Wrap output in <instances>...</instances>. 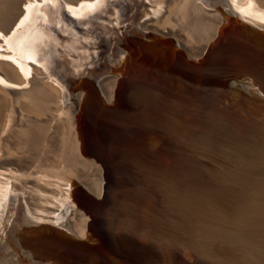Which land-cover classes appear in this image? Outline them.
<instances>
[{
  "label": "water",
  "instance_id": "water-1",
  "mask_svg": "<svg viewBox=\"0 0 264 264\" xmlns=\"http://www.w3.org/2000/svg\"><path fill=\"white\" fill-rule=\"evenodd\" d=\"M43 1L35 0L32 4H41ZM49 1L46 3L52 6L53 2ZM133 1L88 0L78 5L66 2L60 4L61 11L65 13L60 14L63 23L72 25L73 35L69 39L78 43V47L72 50L90 64L100 63L97 55L103 53H110L112 61L109 72L113 73L116 81L110 101L94 100L93 104L84 86L74 87V83L69 85L74 100L75 94L82 95L75 100L77 131L80 130L79 136L83 142L81 153L103 168L104 181L99 193L90 191L78 180H73L71 186L72 191L73 187L75 191H68L66 198L74 205L72 207L86 217L83 236L74 234L61 224L52 227L47 225L49 222L25 214L23 209H19L22 203L19 193L11 192L8 200L14 197L17 202L11 207L8 205L10 202L6 201L5 209L0 211V264H67L82 255L107 256L116 264H139L133 254L148 256L142 247L152 237L160 248L163 244L171 249L176 246L174 255L176 252L187 264H220L219 261L224 264H264L262 99L258 97L256 103L254 100L251 103L238 101L245 109H252L250 115L245 117L235 112L238 117L236 120L243 121V128L248 129L251 124L261 127L254 142L241 151L242 159L208 161L205 156L203 160L207 161V165H203L197 161L200 160L199 154L188 145L186 131L188 127L195 128L199 122H203V117L208 114L219 119L234 120L228 110L235 106L229 94L232 87L241 88L246 83L251 84L264 100V25L245 17L229 1L199 0L221 12L222 21L204 51L192 57L176 43L173 36L138 29L134 25V18L125 23L120 18L121 8L129 3L138 9L139 14L142 13L140 19L148 13V0ZM53 14L59 19L58 12L53 11ZM29 21L26 20L16 32V48L17 39L31 28L26 25ZM93 23L96 24L94 29L91 26ZM90 28L100 32L97 45L90 41ZM57 36L59 41L64 42L60 34ZM136 38L140 43L135 42ZM252 38L258 41L261 54L252 55L248 49V40ZM39 52L46 53L45 50ZM39 61L31 62L42 67L44 62L42 59ZM153 72L172 85L176 97L168 90L165 103L162 104L161 101L154 103L146 100L150 91L146 94L145 91L144 96H134L137 85L144 78L152 80ZM71 73L74 78L75 71ZM169 91L171 95H167ZM132 99L142 106H137L135 111L138 115L131 117L132 125L138 126L133 129L134 133L141 131L146 134V141L155 134L156 140L147 142L140 153L137 147L107 143L100 131L107 123L106 119L115 118L116 112L125 109ZM251 105L255 108H251ZM150 110L156 111V115H151ZM124 111L129 112L126 109ZM92 112L94 116H100L99 125L92 123L89 116ZM139 115L142 118L138 119ZM156 118H168L175 123L163 127L155 121ZM218 136L217 133L220 151L226 143L220 141ZM233 137L236 139L238 136H229ZM141 156L157 160L154 163L151 160L143 166L157 168L164 182L171 183L169 188L162 186L163 189L159 191L141 180L138 170L132 168V161ZM127 169L136 171L129 174L132 176L129 182L134 189L130 191L127 187V191H121L119 185L127 178ZM188 182L203 184L196 191L202 192L201 196L196 199H190L185 194V198L174 197L177 188L181 191ZM161 201L168 208H163ZM213 203H218L219 207ZM208 207L214 208L213 212ZM148 218H152V224ZM155 227L162 231L155 234ZM49 237L53 248H50L52 245L46 247L48 243H44V239ZM180 246H184L187 251ZM112 248L119 250L122 255ZM54 251L56 256L49 257ZM168 257L162 254L163 264Z\"/></svg>",
  "mask_w": 264,
  "mask_h": 264
},
{
  "label": "bare ground",
  "instance_id": "bare-ground-1",
  "mask_svg": "<svg viewBox=\"0 0 264 264\" xmlns=\"http://www.w3.org/2000/svg\"><path fill=\"white\" fill-rule=\"evenodd\" d=\"M34 1L0 0V211L4 208L6 201L10 202L8 205L11 207L14 202H17L14 197L8 200L9 194L16 192L19 193L22 202L19 209H23L25 214L49 222L47 225L52 227L61 224L68 227L74 234L83 236L86 230V217L72 207L73 204L66 198L68 191H72L73 180H78L90 191L99 193L104 175L100 165L85 158L81 153L83 142L80 140V130L77 131L78 111L77 103H75L76 98H79L81 94H75L74 100L69 92L72 89L69 85L74 83L73 86L76 85L74 87L84 86L94 104V100L110 101L113 98L116 78L113 73L109 72L112 64L110 53L97 55V58L100 57V63L90 64L72 50L75 46L78 47L74 39H69V36L73 35L72 25L69 22L63 23V18L60 17V14L64 13L60 8L62 2L78 5L88 0H50L53 2V8L46 3L48 0L37 5L32 4ZM227 1L248 19L264 25V0H219L221 3ZM131 2L134 3L133 0ZM132 3L121 8L120 18L125 23L134 18L136 21L134 25L138 29H148L158 34L173 36L176 43L192 57L199 56L204 51L222 21L221 12L206 6L199 0H148V13L143 14L141 19L139 17L142 13L139 14L138 9L136 10ZM222 7L226 9L225 6ZM53 11L58 12L59 19L54 17ZM26 20H30L26 25L31 28L17 39L16 48L14 45L16 32L20 26L23 27ZM91 26L94 29L96 24L93 23ZM93 29L90 28L92 30L90 41L97 45L100 32H95ZM55 32L65 39L64 42L59 41L60 38ZM248 41L247 47L251 54H261L258 50V41L254 38ZM135 42L140 43L138 38ZM40 50H45L46 53L39 52ZM40 59L44 62L42 67L31 62L35 60L40 62ZM72 70L75 71L74 78ZM154 73L152 80L144 78L137 85V93L134 96L141 94L144 96L145 91V94L150 91L146 100L154 101V103L161 101L162 104L165 103V93L168 90L176 97L172 85L161 78L158 73ZM255 90L251 84L247 83L241 88L232 87L229 94L235 106L229 107L228 110L234 120L219 119L208 114L195 128L188 127L186 130L188 145L196 151V154H199L200 160L197 161L207 165L205 163L208 159L219 161H228L231 158L242 159L241 151L245 146L254 142V137L259 135L261 127L251 124L248 129L243 128V121L236 120L238 117L235 112H239L243 117L252 112V109H245L246 107L242 104L240 106L238 101L242 100L248 103L254 100L256 103V99L260 97L261 105H264L261 93ZM170 91L167 95H171ZM257 102L260 104V101ZM137 106L142 108L132 99L124 107L129 112L121 109L116 112L115 118L106 119L107 123L100 131L107 143L115 142L117 145L126 144L130 147H137L140 153L148 144L147 142L156 141L155 134L146 141L145 139L148 138L146 134L141 131L134 133L133 129L138 126L132 125L131 117L138 115L135 111ZM253 107L251 105V108ZM156 113L150 110L151 115L155 116ZM89 116L93 124L99 125V115L96 117L92 112ZM139 118L142 117L139 115ZM161 119L156 118L155 121L163 127L175 123L174 120L171 121L168 118ZM155 127L158 128L157 125ZM217 133L219 140L226 143L220 151H218L220 143L216 139ZM230 135L238 137L229 138ZM205 156L207 158L203 160ZM151 160L154 163L155 158L148 159L141 156L132 161L134 165L132 168H136L141 180L148 182L151 187L159 191L163 187L169 188L170 180H166L168 184L164 182L157 168L143 166L147 162H152ZM127 170L128 180L126 178L120 182L121 191H127V187L130 191L134 189L132 183L129 182L132 177L129 174L136 171ZM200 186L203 184L188 182L184 186L185 189L180 191L177 188L173 196L180 199L185 198V194L190 199H196L202 194V192H196ZM74 189L73 187L71 193L75 191ZM204 194L206 195L205 192ZM160 203L163 208H168L163 201ZM213 204L219 207L218 203ZM208 209L210 212L214 210L212 207ZM152 211L154 214V207ZM148 220L152 224V218ZM125 223H127L126 219ZM158 231L161 232L162 229L155 227V234H158ZM44 243H48L46 247L49 248L48 245H52L50 248H53L50 237L44 239ZM180 247L187 251L184 246ZM112 249L122 255L119 250ZM142 249L147 252L148 256L133 254V258L138 260L139 264H163V253L169 256L164 264H187L178 257L176 252L174 255L173 250H177L176 246L171 249L163 244L160 248L156 246L154 237ZM55 256V251L49 255V257ZM67 264H116V262L107 256L82 255Z\"/></svg>",
  "mask_w": 264,
  "mask_h": 264
},
{
  "label": "rangeland",
  "instance_id": "rangeland-1",
  "mask_svg": "<svg viewBox=\"0 0 264 264\" xmlns=\"http://www.w3.org/2000/svg\"><path fill=\"white\" fill-rule=\"evenodd\" d=\"M37 1V0H36ZM0 49H1V47H0Z\"/></svg>",
  "mask_w": 264,
  "mask_h": 264
}]
</instances>
